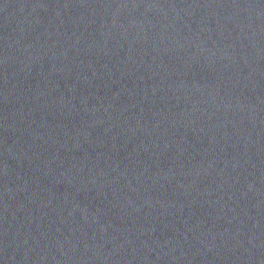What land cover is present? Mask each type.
<instances>
[{"label":"water","instance_id":"1","mask_svg":"<svg viewBox=\"0 0 264 264\" xmlns=\"http://www.w3.org/2000/svg\"><path fill=\"white\" fill-rule=\"evenodd\" d=\"M0 264H264V0H0Z\"/></svg>","mask_w":264,"mask_h":264}]
</instances>
